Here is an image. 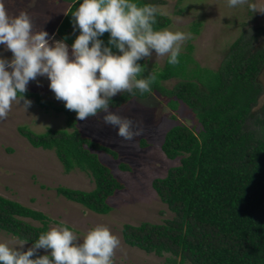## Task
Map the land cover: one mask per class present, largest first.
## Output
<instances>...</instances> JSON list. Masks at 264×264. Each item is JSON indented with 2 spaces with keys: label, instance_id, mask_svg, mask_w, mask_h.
Instances as JSON below:
<instances>
[{
  "label": "trees",
  "instance_id": "obj_1",
  "mask_svg": "<svg viewBox=\"0 0 264 264\" xmlns=\"http://www.w3.org/2000/svg\"><path fill=\"white\" fill-rule=\"evenodd\" d=\"M64 1L70 5L56 34L71 47L80 34L72 13L83 0ZM133 2L154 5L150 0ZM169 23L158 14L154 29L161 30ZM198 25L193 24L191 31L196 33ZM109 38L107 32L100 37L105 46ZM250 46L244 40L233 42L226 58L212 70L193 59V46L188 44L180 52L179 64L169 65L166 57L163 67L155 71L158 78L151 92L169 98L172 109L178 102L186 105L200 130L194 132L179 124L165 133L161 151L169 160L178 159V165L154 179L151 186L174 217L163 224L123 225V240L129 246L156 256L167 253L169 264H264V108L260 116L252 114L261 94L257 77L264 65V49L251 50ZM113 51L117 50L113 47ZM138 63L144 69L138 78H146L149 72L141 60ZM173 78L179 81L172 89L161 85ZM134 91L135 96L124 92L112 98L110 107L151 93ZM24 96L44 110L62 114L66 129L46 128L35 133L19 126V134L32 147L53 151L65 173L78 169L93 182L89 191L59 186L56 194L94 213L107 214L111 210L107 199L123 186L95 152L103 151L114 159L117 154L82 136L77 113L65 104L44 100L28 90ZM249 119L256 124L254 130L247 128ZM119 168L127 170L124 164ZM50 222L41 211L0 195V231L33 245Z\"/></svg>",
  "mask_w": 264,
  "mask_h": 264
},
{
  "label": "rangeland",
  "instance_id": "obj_2",
  "mask_svg": "<svg viewBox=\"0 0 264 264\" xmlns=\"http://www.w3.org/2000/svg\"><path fill=\"white\" fill-rule=\"evenodd\" d=\"M150 1H154V6L162 10V16L170 21L161 30L190 34L191 38L181 45V52L191 44L192 57L203 68L216 70L229 53L232 43L237 40L251 43V50L264 49V12H253L249 8L251 4H255L257 9L264 8V0H247L244 5L236 7H229L228 0ZM4 2L10 14L26 11L32 18L34 31H47L51 44L62 40L56 34V28L69 3L64 0ZM195 23L199 24L196 33L191 31ZM256 31L260 34H256ZM71 51L69 46L70 56ZM12 56V52L0 44V57L11 60ZM166 57L157 56L153 51L150 58H144L141 62L151 73L163 67ZM178 81L179 79L173 78L161 82V85L172 89ZM257 82L261 86V94L252 110L253 116H260L264 108V65ZM27 90L39 94L44 100L65 104L50 89L47 76H38L29 81ZM121 94L118 93L113 98ZM30 101L29 107L24 105V100L13 102L7 119L0 120V195L44 213L51 220L48 230L63 221L81 242L94 226L107 225L121 240V246L113 257L114 264H169L166 261L167 255L156 256L126 244L122 227L125 224L137 226L142 222L163 224V220L174 217L160 201L151 183L154 179L164 177L169 168L178 165V159L169 160L161 151L165 133L179 124L194 132L200 130L193 112L181 102L177 103L176 109H172L170 99L157 91L143 99L130 97L120 106L110 107V110L122 117L132 119L134 126L143 127V134L133 141L122 140L116 135L118 129L104 124L103 112L86 120L77 119V129L82 136L106 146L118 156L114 159L103 151L95 152L100 162L123 186L107 199L111 210L107 214H97L66 200L55 191L59 186L89 191L93 188L89 175L78 169L65 173L53 151L34 148L19 134V126H26L35 133H41L46 128L66 129L62 114L44 110L33 100ZM246 125L252 130L256 128L252 119L246 121ZM142 142L145 143L144 146ZM119 164L126 165L127 170H121ZM26 220L39 225L38 222ZM0 241H8L10 245L25 243L24 250L32 246L3 231H0ZM37 253L49 252L41 248Z\"/></svg>",
  "mask_w": 264,
  "mask_h": 264
},
{
  "label": "clouds",
  "instance_id": "obj_3",
  "mask_svg": "<svg viewBox=\"0 0 264 264\" xmlns=\"http://www.w3.org/2000/svg\"><path fill=\"white\" fill-rule=\"evenodd\" d=\"M247 0H228L229 7L244 5ZM253 11L255 4L249 5ZM162 10L151 4L139 6L133 0H83L72 13L80 34L69 46L63 40L49 42V34L35 30L26 11L10 14L0 0V44L13 54L11 60L0 57V120H5L13 102L31 101L24 94L29 81L47 76L50 89L65 107L77 113L78 120L104 113L102 122L115 129L124 141L143 134L142 126L110 110V100L118 93H150L158 74L144 71L138 61L167 56L169 65L179 64L181 45L190 34L168 29L155 30L157 15ZM110 33L108 46L100 39ZM113 47L117 50L113 51ZM25 243L10 245L0 241V264H114L113 257L121 246L119 236L104 224H98L84 235L82 242L63 221L39 235L24 250ZM50 254L37 255L39 249ZM165 255H168L165 253ZM35 257V258H34Z\"/></svg>",
  "mask_w": 264,
  "mask_h": 264
}]
</instances>
